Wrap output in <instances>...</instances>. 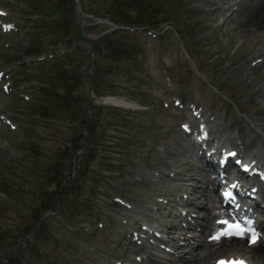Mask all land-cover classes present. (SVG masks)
<instances>
[{
	"label": "rangeland",
	"instance_id": "rangeland-1",
	"mask_svg": "<svg viewBox=\"0 0 264 264\" xmlns=\"http://www.w3.org/2000/svg\"><path fill=\"white\" fill-rule=\"evenodd\" d=\"M63 1H69L68 31L53 33L35 20H47L46 13L25 21L32 10L28 0H0V70L4 82L11 75L14 92L21 94L0 91V114L15 127H0V264H146L152 254L161 264L182 263L185 257L170 247L180 243L152 232L181 224L174 215L180 211L171 215L173 203L167 200V207L165 196L186 193L187 202L209 206L182 180L196 149L181 124L188 120L198 130L189 105L196 106L219 145L238 120L261 142L242 156L264 164V123L258 117L264 106V65L257 64L264 61V40L247 35L235 21L236 12L229 11L235 0L161 2L160 12L170 15L182 37L166 22L149 30L134 10L130 18L116 20L125 31L110 34L113 29L103 19L116 14L110 9L117 7L113 0H83L86 11L80 0L79 9L76 0ZM140 1L145 8L154 4ZM147 12L138 11L143 18L155 13ZM2 22L13 28L5 31ZM75 39L85 40L74 45ZM243 67L248 70L242 72ZM24 81L32 83L23 88ZM91 92L94 99L124 98L137 105L100 102L88 108ZM31 112L41 119L33 120ZM71 161L76 175L60 194ZM84 175L104 178L82 184ZM261 198L264 210V192ZM55 206L58 212L49 218ZM82 208L91 213H79ZM137 230L140 244L134 240ZM145 245L152 252L141 253Z\"/></svg>",
	"mask_w": 264,
	"mask_h": 264
},
{
	"label": "bare ground",
	"instance_id": "bare-ground-1",
	"mask_svg": "<svg viewBox=\"0 0 264 264\" xmlns=\"http://www.w3.org/2000/svg\"><path fill=\"white\" fill-rule=\"evenodd\" d=\"M229 11L231 13L236 12L235 21L240 27L244 29V32H246L247 35L255 34L257 36H260V40H264V35H262L264 34V0H235L234 3L229 5ZM109 25L112 27L113 31H115L114 25L111 23H109ZM262 46H264V42ZM262 46L257 49L255 53L261 52ZM257 64L261 67L262 65H264V62L260 61ZM246 70H248V67H243L242 72H245ZM258 85L259 82L255 84V87ZM260 89L261 86L257 87L258 92L260 91ZM91 100L93 103L99 101L114 106L135 107L137 105L128 102V100L125 99L109 96H95L94 99L93 93H91ZM258 117H263L262 120L264 123V106L260 108ZM205 122L206 120L203 121V123ZM205 130H209L212 133H215L214 129L210 127V124L206 126ZM199 134H201V132ZM232 137L238 140L234 144L231 143L229 139ZM218 141L220 142V148L227 149L233 147L231 149H236L240 154H246L244 153L245 151L251 150V148L256 145H261L260 140L252 136V134L248 130H246L245 126L242 125V123L238 120L230 124L228 135L224 138L218 139ZM257 147L260 146H256V148ZM182 180L185 182H191L193 186H195V188H200L201 182H203V180H209V177L200 167L196 166L189 169L184 174ZM202 197L211 204V207L205 209L200 208L201 211L195 218L196 222L199 223L198 225H201L203 227V232L200 235H193L195 239L198 238L199 240H203L205 238V233L207 232V230L211 229L214 225L216 216L213 212V209L217 207L216 194L214 193V191H207L205 192V194L201 195V198ZM202 210L204 211L202 212ZM188 240H190V238L186 239V241ZM242 242L243 240H237L230 242L229 244L224 243L223 245H221V247H227L228 253H231L230 255H239L241 257L250 258L252 264H263L264 247L261 244L255 246L247 245L243 247L241 246ZM198 248L199 247L193 248L192 250L189 248H182L181 251L183 252V257L190 256L192 257V260H189L188 262L184 261L182 263L178 262L176 264H203V262H208L219 251L218 248L213 249L212 243L210 242H207L205 247H202L204 251H200L198 250ZM149 252H152V249H150L149 246L145 245L143 247V252L141 253ZM154 255L155 254H152L150 261H148L146 264H161L160 260L157 259ZM139 256L142 257L141 254H139Z\"/></svg>",
	"mask_w": 264,
	"mask_h": 264
},
{
	"label": "trees",
	"instance_id": "trees-1",
	"mask_svg": "<svg viewBox=\"0 0 264 264\" xmlns=\"http://www.w3.org/2000/svg\"><path fill=\"white\" fill-rule=\"evenodd\" d=\"M81 4L83 6L84 11L85 7L83 4V0H80ZM165 0H153V5L146 7L142 5L140 0H113L112 2L114 4L117 5V7L115 8H110V9H114L117 10L116 14H114V12H112L111 16L109 17V20L113 21V22H117V19H120L121 17H126V18H130L129 16H131V13H128L129 11H132L135 13V17L138 18L139 20H141V24L144 25H154L155 27H158L161 23L166 22L165 25H169L171 24L168 20H170L169 18V14L167 12H160L159 7L162 6L160 5L161 2H164ZM69 2V1H68ZM67 2V3H68ZM44 3V4H43ZM67 3H65V1L63 0H54L53 3H45V0H28V6L32 9L31 13L33 12V14H45V16H48V19L43 21L44 19L40 18L37 22L43 23L44 28L49 29V31H52L53 33H57L56 29L60 30H64L68 31V29L66 28V22L68 21V10H70L67 7ZM55 5V6H53ZM143 9V13L147 12V9H149L150 12H147L148 14H152L153 12H155L151 17H146L143 18L139 15L138 11ZM134 10V11H133ZM157 13V14H156ZM41 14V15H42ZM92 14V13H90ZM156 14V15H155ZM163 16H162V15ZM94 15V14H93ZM155 15V16H154ZM162 16V18L159 16ZM96 16V15H95ZM133 17V16H132ZM41 20V21H40ZM142 25V26H144ZM68 33V32H67ZM115 33H119L122 34L123 31H119V30H115L112 31L110 34H115ZM81 34V31L79 32V35ZM111 49V48H109ZM75 53H78V51H75ZM60 68H64V62H61L60 64ZM46 89V88H45ZM113 141V139L111 140ZM39 148V147H38ZM30 149L32 151L35 152V154H39V152L35 151L32 147H30ZM54 155H57V153L55 152ZM61 160H64V158H61ZM64 167H67L68 164L65 162H62ZM48 165V162H47ZM67 165V166H66ZM112 166V164L110 165ZM84 179L82 181V184L84 183H99L101 181V177L104 178V176H96L93 178V180H87L86 176L84 175ZM85 204V203H84ZM86 206V205H85ZM42 207V206H41ZM43 208H40V211H46V210H41ZM86 208H82L81 210H79L81 214H90L91 211L90 210H85Z\"/></svg>",
	"mask_w": 264,
	"mask_h": 264
},
{
	"label": "water",
	"instance_id": "water-1",
	"mask_svg": "<svg viewBox=\"0 0 264 264\" xmlns=\"http://www.w3.org/2000/svg\"><path fill=\"white\" fill-rule=\"evenodd\" d=\"M76 1L78 2V9H79V8H80V6H79V1H78V0H76ZM82 12H83V11H82ZM96 19H97V21H100V19H98V18H96ZM109 23H110V22H109ZM92 52H93V50H92ZM92 63H93V66H95V64H96V60H95L94 57L92 58ZM94 76H95V75H94ZM91 104H92V100L90 99L89 102H88V107H89V108H90ZM90 113H91V112H90ZM90 121H91V120H90V117H89L88 120H87V122L89 123ZM82 135H83V138L86 137V132H85V130H83ZM84 145H85L84 142H82V144H81L79 150H81L82 147H84ZM79 150H78L77 153H79ZM73 167H74V162L72 161V164H71V172H70V174H69L68 176H66L65 180L63 181V183H62V187H61V190H60V194L63 193V189H64L65 185L68 183L69 179H70L73 175L76 174V172H74V170H73ZM60 201H61V200L59 199V202H60ZM55 209H56V206H55L51 211H55Z\"/></svg>",
	"mask_w": 264,
	"mask_h": 264
},
{
	"label": "snow or ice",
	"instance_id": "snow-or-ice-1",
	"mask_svg": "<svg viewBox=\"0 0 264 264\" xmlns=\"http://www.w3.org/2000/svg\"><path fill=\"white\" fill-rule=\"evenodd\" d=\"M250 243H255V239L250 241ZM220 264H244L243 261H221Z\"/></svg>",
	"mask_w": 264,
	"mask_h": 264
}]
</instances>
